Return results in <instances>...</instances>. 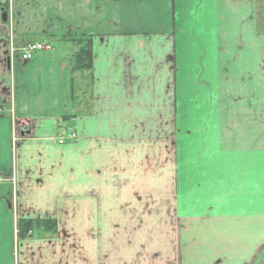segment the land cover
<instances>
[{
    "label": "crops",
    "instance_id": "0c3cea01",
    "mask_svg": "<svg viewBox=\"0 0 264 264\" xmlns=\"http://www.w3.org/2000/svg\"><path fill=\"white\" fill-rule=\"evenodd\" d=\"M5 11L0 264H222V250L239 261L264 218V0H13ZM84 35L92 67L72 70L69 38ZM28 43L46 49L10 54ZM65 129L76 140L59 144ZM37 219L56 233L20 237L18 221ZM199 230L207 240L194 245Z\"/></svg>",
    "mask_w": 264,
    "mask_h": 264
},
{
    "label": "rangeland",
    "instance_id": "374dc122",
    "mask_svg": "<svg viewBox=\"0 0 264 264\" xmlns=\"http://www.w3.org/2000/svg\"><path fill=\"white\" fill-rule=\"evenodd\" d=\"M239 65V61L235 60V58L231 59V64L230 61L227 64V70H226V75H225V79L228 83L229 81H233L236 82L237 81V76L235 75V71H237V67ZM231 72V74H230ZM238 73V72H237ZM201 230V228H200ZM198 231L197 233H192L191 235L193 236L192 242L194 243V245H197V243H202L203 238L205 236L206 240H207V235H202L203 233L201 231ZM243 238V237H241ZM247 237H245L246 239ZM224 240V237H223ZM259 240L260 243L258 244V250L256 252H254V249H252L253 244H255L256 242H258ZM207 245H208V241H207ZM224 251L222 250V264H264V218L261 219V225H259L258 229H257V233L255 235H253L249 241L246 243L245 248L241 249L239 252V255H241V259L239 261H234V260H230L229 258L233 257L234 255L231 256H226V260H224ZM209 252H211V250H209ZM253 252V257L251 259H249L248 257L250 256V254ZM233 253V252H232ZM198 254L196 252V250H194V252L192 253V251L188 250L184 253V257L185 259H187L188 256H193ZM227 255V254H226ZM218 257L214 256V259H216ZM208 260V258H207ZM190 262L192 263H199V264H203L204 261H196L193 260ZM210 262V263H208ZM212 261H207L206 264H211ZM215 262V261H213ZM217 263V262H216ZM216 263H212V264H216Z\"/></svg>",
    "mask_w": 264,
    "mask_h": 264
},
{
    "label": "trees",
    "instance_id": "16d2710c",
    "mask_svg": "<svg viewBox=\"0 0 264 264\" xmlns=\"http://www.w3.org/2000/svg\"><path fill=\"white\" fill-rule=\"evenodd\" d=\"M69 41L76 46L71 65L72 70L88 71L92 67L91 37L80 36L69 38ZM39 230L49 235L57 231L56 222L53 220H20L17 223V230L20 237H26L32 230Z\"/></svg>",
    "mask_w": 264,
    "mask_h": 264
},
{
    "label": "built area",
    "instance_id": "2783aa9c",
    "mask_svg": "<svg viewBox=\"0 0 264 264\" xmlns=\"http://www.w3.org/2000/svg\"><path fill=\"white\" fill-rule=\"evenodd\" d=\"M12 1L13 0H1L3 4H5L8 8V14L9 18L11 19V14H12ZM46 49V45L41 44V43H28L26 44L23 48L16 50V49H11L10 54L12 56H15L18 54L20 59L22 61H29L31 60L34 55L37 52H42ZM61 135L58 137L57 142L59 144H65V143H70L76 140V134L71 130V129H65L60 131ZM67 133V135H66ZM7 179L3 176L0 175V183L6 182ZM10 182L14 183V179H10Z\"/></svg>",
    "mask_w": 264,
    "mask_h": 264
},
{
    "label": "water",
    "instance_id": "95a60500",
    "mask_svg": "<svg viewBox=\"0 0 264 264\" xmlns=\"http://www.w3.org/2000/svg\"><path fill=\"white\" fill-rule=\"evenodd\" d=\"M1 11H2V10H1ZM6 18H7L6 13H3V19L6 20Z\"/></svg>",
    "mask_w": 264,
    "mask_h": 264
}]
</instances>
